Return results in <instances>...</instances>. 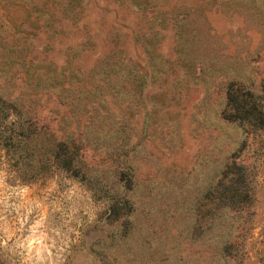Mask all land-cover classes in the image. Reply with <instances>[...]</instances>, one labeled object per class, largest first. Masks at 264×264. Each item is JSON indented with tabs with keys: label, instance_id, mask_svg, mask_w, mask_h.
<instances>
[{
	"label": "rangeland",
	"instance_id": "obj_1",
	"mask_svg": "<svg viewBox=\"0 0 264 264\" xmlns=\"http://www.w3.org/2000/svg\"><path fill=\"white\" fill-rule=\"evenodd\" d=\"M263 79L264 0H0V264H264Z\"/></svg>",
	"mask_w": 264,
	"mask_h": 264
},
{
	"label": "trees",
	"instance_id": "obj_2",
	"mask_svg": "<svg viewBox=\"0 0 264 264\" xmlns=\"http://www.w3.org/2000/svg\"><path fill=\"white\" fill-rule=\"evenodd\" d=\"M261 94V98H264V79L261 83ZM230 95L232 96V94L229 93V100ZM233 99L235 101L233 102L236 104V107H234L232 111L236 113V115H239L240 117H244L246 119L253 117L252 119L256 121L262 119V112L260 110H257V105L255 101H253L251 93L246 92L245 95H240L239 93L235 92V96L233 97Z\"/></svg>",
	"mask_w": 264,
	"mask_h": 264
}]
</instances>
